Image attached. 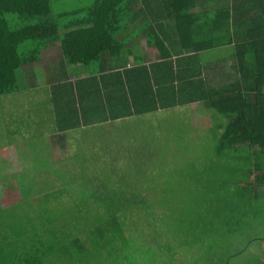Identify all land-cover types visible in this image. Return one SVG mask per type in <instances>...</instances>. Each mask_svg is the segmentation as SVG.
<instances>
[{"label":"trees","instance_id":"1","mask_svg":"<svg viewBox=\"0 0 264 264\" xmlns=\"http://www.w3.org/2000/svg\"><path fill=\"white\" fill-rule=\"evenodd\" d=\"M126 33L132 37L123 39ZM141 41L159 51V61L140 62ZM53 43L58 44L56 59L46 57ZM78 64L92 75L100 121L114 123L118 133L127 135L105 142L99 131L89 142L85 134L71 138L60 132L58 156L54 144L38 142L34 150L45 155L51 170L49 180L35 188L45 192L37 205L43 209L32 214L26 208V217L12 216V222L30 221L36 236L42 233L31 245L28 264H83L84 250L92 248L87 231L94 218L72 214L91 208L104 210L105 218L123 217L122 232L138 228L134 215L144 208L152 220L160 219V228L152 226L151 232L160 249L154 251L153 264H172L186 254L190 259L180 264H264V0H0V100L18 93L31 97L28 90L41 91L43 78L53 91L66 84L60 123L70 126L74 114L78 119L93 109L81 99L86 92H79L80 84L70 79ZM225 70L235 78L224 79ZM218 73L223 79L217 82ZM108 84L112 91L105 89ZM13 100L11 112L26 102ZM193 103L217 115L216 153L225 163L201 167L184 156L168 162L167 148L159 146L162 137L145 151L125 144L124 139L142 141L133 125L120 120L127 114ZM30 108L37 115L42 106ZM148 130L151 135L156 131ZM16 132L19 142L29 143L24 130ZM6 133L10 145L12 135ZM120 145H126L122 159L106 158ZM208 157L213 160L211 153ZM94 164L95 180L87 173ZM221 179V194H209L213 189L207 183ZM77 182L84 189L73 192L70 185ZM61 186L71 203H58V208L51 202L60 200L54 194ZM6 212L0 208V223ZM65 212L71 215H56Z\"/></svg>","mask_w":264,"mask_h":264},{"label":"rangeland","instance_id":"2","mask_svg":"<svg viewBox=\"0 0 264 264\" xmlns=\"http://www.w3.org/2000/svg\"><path fill=\"white\" fill-rule=\"evenodd\" d=\"M122 37V36H120ZM128 37H132L128 33H126L123 36V39H127ZM57 43H53L52 46L50 47L49 53L46 55V57H51L52 59H56L58 57V51H57ZM224 79L228 78V76H234L231 75L230 72L225 70L224 72ZM216 81L218 82L220 79V74L218 73ZM235 78V76H234ZM231 81L230 79H227L226 82ZM25 81L20 80V83L23 84ZM225 82V81H223ZM46 82H44L45 84ZM30 93L32 92V89L29 90ZM15 95L14 97H4L2 100H0V155L3 156L4 161H8L10 159L7 155H11L12 153L14 154L15 158H18L20 163H23V170H18L19 176H26L27 173V168H30V175H31V180L30 182L26 183L23 181L20 182H13L11 181L13 178L7 177L6 175L3 177V180L0 182V187L4 188V191L6 193H10V186L12 185H19V186H24L25 189H23V193L28 194L29 192L36 191L35 196L32 198L28 199H20V198H8L6 195H3L0 197V202L2 200H5L7 202H15L23 200L25 201L24 204L27 205V203H31L33 206H36L40 208V206H37L39 204V201L44 199V195L38 191L37 189H33L34 187H38L40 185L39 181V176L42 174V176H45L47 179H49V173H51V170L49 168V164L47 161H45L43 154L41 152L35 151L34 149L36 147H39L38 142L39 141H31L25 145V149H21L20 151L15 152V150L10 149L8 150V147L4 148L6 145V140L7 138V131L5 132V126H9L10 122L18 121L20 119V116L23 115V111H21V108L18 112L14 114V111L8 112V107H12L14 104L13 98L17 97H24L21 95V93L18 94H13ZM34 95V94H33ZM23 99V98H21ZM31 99V98H30ZM29 99V100H30ZM28 100V101H29ZM26 101V102H21L19 103V106H24L26 107L27 104L31 101ZM5 104V109H3L2 104ZM203 108V107H201ZM187 110V111H186ZM214 111L211 110H201L200 109V104H191V106H184L181 107L178 110L177 113L173 114H163L159 115V117L153 116V115H144L141 116L140 119L141 121H133L130 122L132 126V129H134L136 136L140 137L142 136V141L139 138L137 141V144H134L136 141H130L127 139H124L128 141L129 143L133 144H128V142H125V144L128 147H133V150H140V151H145V148L151 147V145L158 146V141L162 137V142L159 146L162 145L163 148H167V154H164L165 156L168 155V162H176L182 156L186 158L187 161H199L200 166H203V163L205 164L206 162L208 164H213L215 162H221L225 163L222 155H217L216 153V138L215 135L217 132H219V128L217 127V121L214 120L213 116H217L216 114L214 115ZM184 115V116H183ZM148 116V117H145ZM181 116V117H180ZM183 122H187L183 123ZM162 124L164 125L155 128L154 135H151V131L147 129H151L152 126L150 125H156V124ZM181 123V125H179ZM126 128V127H125ZM219 130H218V129ZM101 131L103 132L102 138L103 141L109 142L115 139H119L120 134L127 135L126 132H117L116 126L115 125H107L106 127L101 126L100 127ZM133 133V136L135 135ZM71 137V136H70ZM121 138V137H120ZM147 139V140H146ZM172 141V143H169V141ZM126 145H120L114 148V154H109L108 157L109 159H113V157H118V159H122L120 152L124 151V147ZM215 145V146H214ZM131 150V149H129ZM132 151V150H131ZM125 152V151H124ZM159 152V151H158ZM57 156L59 154V151L56 150ZM62 153V152H60ZM213 155V160H211L208 156L209 154ZM60 155V154H59ZM92 155V154H91ZM155 155V154H154ZM160 154H157L155 156H158ZM198 155V156H196ZM195 157V158H194ZM146 159V158H145ZM227 160V159H226ZM17 161V160H16ZM14 161L13 163L11 161L8 162V167L11 168V171L8 172V174L15 175L12 173L13 166L16 163ZM83 159L80 160L82 162ZM112 161V160H111ZM203 161V162H202ZM85 162V161H83ZM149 163L148 160H146V164ZM92 164V163H91ZM106 164V163H105ZM139 164V162H137ZM5 164L0 158V174H3L2 169L4 168ZM113 166L112 164H109V167ZM216 166V164H215ZM145 167V166H142ZM218 167V164H217ZM97 169L96 164L91 168V170H87V173H93L92 178H97L96 175H94V170ZM153 171H157V173H163L161 169L157 167L152 168ZM75 171V170H74ZM34 173V175H33ZM94 175V176H93ZM53 177V176H52ZM146 176L145 178H139L137 179L138 182L146 181L148 180ZM56 178V176H55ZM21 180V178H20ZM95 180V179H94ZM93 180H91L88 185L93 184ZM224 181L221 179L220 181H216V185L210 183H207V185L211 186L213 189L211 193L213 196L215 195L216 192L220 190L221 194V188L222 184ZM78 182L71 186L70 188L73 192H79L80 189H84V187L78 185ZM20 188V187H19ZM3 190V189H1ZM67 189L63 188V186L58 187L56 189V193L54 194L55 196H58L60 200H54L51 203L53 206L57 205L58 208H62L58 203L61 205H68L71 203V198L68 195ZM192 192V191H191ZM189 193V191L186 192V194ZM207 194V195H209ZM219 194V195H220ZM33 196V195H32ZM10 199V200H9ZM212 199V198H211ZM206 201V199H205ZM27 202V203H26ZM7 203H4L6 205ZM28 204V205H29ZM30 204V205H31ZM101 213L99 219L98 215ZM104 210H97V209H81L75 214H72L73 217L79 218V217H92L94 218L93 220V226L87 231V234L89 236V239L91 240V246H89L88 250H84L83 252V261L89 264H153V261L155 260L154 256V251L155 250H160L158 247V243L156 238L158 236H153L151 235V232L153 231V228H156L157 230L160 228L161 223L160 219L154 221L153 216L148 214V211L146 208L142 209L140 213L138 214V217L135 213L134 217L135 222H137L138 228H133L131 226L132 232L129 230L126 231L127 229L125 227H128V225L124 222L123 226L124 230L120 229L121 221H123V217L118 216L117 218L113 219L111 218H105ZM34 213V212H33ZM32 213V214H33ZM98 213V214H97ZM10 216H15L11 212L9 213ZM59 217L61 216H68L71 215L67 212L60 214H56ZM98 220V221H97ZM153 226V228H152ZM143 232H142V231ZM25 256V255H24ZM158 256V255H157ZM184 259H190L189 255H180L177 257V259L172 263V264H180L181 261ZM83 262V264H84ZM88 264V263H87ZM201 264H205L204 262H201Z\"/></svg>","mask_w":264,"mask_h":264},{"label":"crops","instance_id":"3","mask_svg":"<svg viewBox=\"0 0 264 264\" xmlns=\"http://www.w3.org/2000/svg\"><path fill=\"white\" fill-rule=\"evenodd\" d=\"M137 53H139L140 62H144L146 64H150V63L160 60L159 51L155 48L154 49L149 48L144 41H141L140 48L137 51ZM129 63L131 65L136 63V60L134 59L133 55L129 57ZM77 69H78V73L70 72V79L75 81V83L80 84L79 92L81 93L86 92L83 97L81 96V99L83 100L85 105H90L91 107H93L90 113L85 115V117L80 115L79 118L76 119L77 117H75V114L73 115V117H71L74 120L71 119L72 121H69L70 126L79 123L81 127L73 129L70 126H68L67 122L60 123L62 119L61 117H63L64 115L63 107L67 104V100H68V98L66 97L67 96L66 92L63 93L64 87L66 91L69 90L67 89L66 84H62V83L58 84L57 91L56 90L53 91L54 88H51V83L48 82V84L46 83L44 84V78H43L42 82L40 81V83L43 84L42 86H40L41 91L37 90V88H34L35 86L34 87L31 86L30 90L32 89V92H33V93H30L31 97H28L24 93L21 94L24 97H20V98H23L24 101H28L31 98L29 101L33 102L31 103L33 106L37 104V105L42 106V108H40L39 113L35 115L34 113H32V108H30L32 107V105L28 101L29 102L28 106L25 109H21V111H23V115L20 116L19 122L18 121L10 122L9 126H5L6 127L5 129H7L6 131L8 132L9 130V134L12 135L10 136V138L12 139V142L10 143V145L5 146L4 148L8 147L9 151L10 149H13L15 150V152L20 151L21 149H25V144L17 140L19 139V137L16 132L19 130H24V132L30 139L29 142L41 141L43 139V145L44 143L54 144V154L55 156H57L56 150L59 151L60 155L62 154L60 153L62 152V149L59 146V143L61 140L58 137L59 135H61V133H69L71 138H76V137H79L80 134H85V136L88 139L87 141L91 142V141H96L98 132L101 131L100 129L101 126L106 127L107 125H112V124L114 125V123L112 122L100 121V118L102 117L99 115V113L97 112V108H96V105L100 104V100L95 98L93 94L91 95V92L93 91V86L91 85L93 83L92 75L88 73L87 69L84 68V66L80 64L75 65V70ZM36 87H39V86H36ZM105 89H109V91H112L113 84H108L105 87ZM93 92H96V90ZM98 92L100 93V89H98ZM14 96L15 95H10L9 97L11 98ZM56 104H57V108H56ZM193 104H196V103H193ZM188 106H191V104H189ZM181 107L182 106H174L172 108H159L156 112L147 113V114L153 115L156 117H159V115H163V114H173V113L178 114V110ZM5 108L6 107L4 106V109ZM20 108L21 106L19 105L16 106L14 109V114L18 112L17 109H20ZM44 109L46 113L44 112ZM9 111H10V107H8V112ZM147 114H143V115L136 114V116H128L127 114V116L124 117V119L121 118L120 120L126 123L128 122L130 123L133 121L139 122L141 121L140 119H142L140 117L147 115ZM145 117H148V116H145ZM33 123L34 125L32 126ZM183 123L187 124V122H183ZM64 125L67 128H64ZM179 125H181V123ZM150 126H152L151 128L153 129L159 128L161 126L164 127V125H162L161 123L156 124V125L155 124L150 125ZM61 127H63L62 131L59 130V128ZM91 134H94L95 138L92 137ZM92 154H93V151H92ZM7 156L10 159H8V161H4L3 156L0 155V158L5 164L4 168L2 169L3 174H0V182L3 180V177L5 175L7 177L13 178L11 181L16 182V183L20 181H23L26 183L30 182L31 180L30 179L31 178L30 168H27L26 176H19L18 170L20 171L23 170V167H24L23 163H20L18 158H15L13 153L11 155H9L8 153ZM9 161H11L12 163L16 161V163L13 166V170H12V173H14L15 175L8 174V172L11 171V168L8 167ZM47 180L49 179H47L45 176H42V174H41V177H39V181L41 183H44ZM9 188H10V193H6L4 191V188L0 187V197L3 195H6L8 198L28 199V198L34 197L36 193L35 190L32 192H29L28 194H26V191L25 193H23V189H25V187L19 186L17 184L12 185ZM33 189H35V187ZM41 193L44 195L45 192L42 191ZM4 203H7V204L4 205ZM19 205L23 207L24 209L19 207ZM34 207L33 206L29 207L28 205H25L23 200H20V201L15 200V202L13 203L10 201L7 202L5 200H2L0 202V208L7 210L6 213L11 212L14 215L19 214V215H23L24 217H26L25 216L26 210L30 213L35 212L34 210L37 209L38 207L36 206ZM41 208L43 209V207L40 206V209ZM29 230L34 231V228L31 227L30 221L25 219V221H21V223L12 222V216L10 215L6 217L5 222L0 223V264H28L27 255L31 254L32 252L31 245H35V243H37L42 237L41 236L42 233H40L39 236H36L37 234L36 230L30 234H29Z\"/></svg>","mask_w":264,"mask_h":264}]
</instances>
